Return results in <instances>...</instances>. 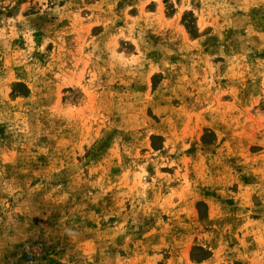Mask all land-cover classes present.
<instances>
[{"label":"rangeland","instance_id":"obj_1","mask_svg":"<svg viewBox=\"0 0 264 264\" xmlns=\"http://www.w3.org/2000/svg\"><path fill=\"white\" fill-rule=\"evenodd\" d=\"M0 264H264V0H0Z\"/></svg>","mask_w":264,"mask_h":264}]
</instances>
